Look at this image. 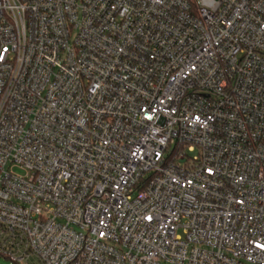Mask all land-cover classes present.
<instances>
[{"label": "built area", "instance_id": "2783aa9c", "mask_svg": "<svg viewBox=\"0 0 264 264\" xmlns=\"http://www.w3.org/2000/svg\"><path fill=\"white\" fill-rule=\"evenodd\" d=\"M0 257L264 264V0H0Z\"/></svg>", "mask_w": 264, "mask_h": 264}, {"label": "rangeland", "instance_id": "374dc122", "mask_svg": "<svg viewBox=\"0 0 264 264\" xmlns=\"http://www.w3.org/2000/svg\"><path fill=\"white\" fill-rule=\"evenodd\" d=\"M13 171L18 173V174H23L24 171L20 169L19 167H14ZM0 264H14L11 260L0 257Z\"/></svg>", "mask_w": 264, "mask_h": 264}]
</instances>
